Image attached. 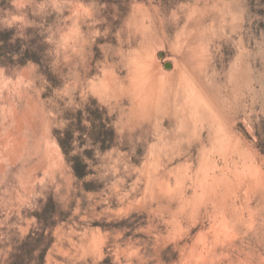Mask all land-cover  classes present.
I'll return each instance as SVG.
<instances>
[{"label":"rangeland","instance_id":"374dc122","mask_svg":"<svg viewBox=\"0 0 264 264\" xmlns=\"http://www.w3.org/2000/svg\"><path fill=\"white\" fill-rule=\"evenodd\" d=\"M5 28L45 50L0 65V264L50 202L45 264H264V0H0ZM191 46L219 124L173 152L175 122L136 114L131 61L172 73ZM195 174L220 202L192 200Z\"/></svg>","mask_w":264,"mask_h":264},{"label":"bare ground","instance_id":"6f19581e","mask_svg":"<svg viewBox=\"0 0 264 264\" xmlns=\"http://www.w3.org/2000/svg\"><path fill=\"white\" fill-rule=\"evenodd\" d=\"M173 61L174 71L160 74V71L154 70L152 62L136 55L131 61V83L127 87L128 93L134 97V107L139 117L155 121L158 125L165 124L168 119L175 122V129L178 130L168 135L166 147L174 152L182 149L186 140L195 138L203 141L207 131L210 140V132L219 121L204 79L206 60L200 47L191 46L186 54ZM191 178H195L194 202L205 203L211 198L221 201L214 183H210L207 176L199 179L198 174H195Z\"/></svg>","mask_w":264,"mask_h":264},{"label":"trees","instance_id":"16d2710c","mask_svg":"<svg viewBox=\"0 0 264 264\" xmlns=\"http://www.w3.org/2000/svg\"><path fill=\"white\" fill-rule=\"evenodd\" d=\"M32 29L27 30V34ZM17 31L15 28H5L0 30V65L2 66H25L32 62L42 65L44 56V45L41 40L16 38ZM24 45L25 49H24ZM70 141V135L66 139H60L59 144L67 155L69 150L67 145ZM103 148L106 147L107 138L98 136L95 138ZM74 174L79 179H84L89 174V165L80 156H74L70 159ZM53 203V202H52ZM48 203L43 213L38 216L39 230H32L27 237L21 242L20 246L15 247L10 255L9 264H45L48 250L53 244L51 235H46V231L53 228L55 211Z\"/></svg>","mask_w":264,"mask_h":264},{"label":"water","instance_id":"95a60500","mask_svg":"<svg viewBox=\"0 0 264 264\" xmlns=\"http://www.w3.org/2000/svg\"><path fill=\"white\" fill-rule=\"evenodd\" d=\"M167 68H170V66H167Z\"/></svg>","mask_w":264,"mask_h":264}]
</instances>
